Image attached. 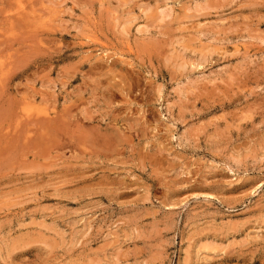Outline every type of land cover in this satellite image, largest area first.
Returning <instances> with one entry per match:
<instances>
[{
	"label": "rangeland",
	"instance_id": "obj_1",
	"mask_svg": "<svg viewBox=\"0 0 264 264\" xmlns=\"http://www.w3.org/2000/svg\"><path fill=\"white\" fill-rule=\"evenodd\" d=\"M0 264H264V0H0Z\"/></svg>",
	"mask_w": 264,
	"mask_h": 264
},
{
	"label": "bare ground",
	"instance_id": "obj_2",
	"mask_svg": "<svg viewBox=\"0 0 264 264\" xmlns=\"http://www.w3.org/2000/svg\"><path fill=\"white\" fill-rule=\"evenodd\" d=\"M18 4V3H17ZM252 7V6H251ZM29 23V22H28ZM177 31V30H176ZM59 33V32H58ZM37 38V37H36ZM115 62V61H114ZM93 67V66H92ZM95 68V67H94ZM100 69V68H99ZM112 71V70H111ZM103 83V82H102ZM93 92V91H92ZM81 107V106H80ZM80 109V108H79ZM89 110V109H88ZM45 113V112H44ZM42 116V115H41ZM73 118V117H72ZM67 119V118H66ZM52 120V119H51ZM51 122V121H50ZM75 122V121H74ZM31 124V123H30ZM28 125V124H27ZM48 125V124H47ZM33 126V125H32ZM78 126V125H77ZM56 127V126H55ZM51 129V128H50ZM56 133V132H55Z\"/></svg>",
	"mask_w": 264,
	"mask_h": 264
}]
</instances>
